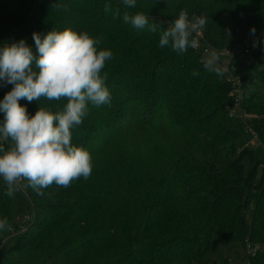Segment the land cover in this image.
<instances>
[{
    "label": "trees",
    "instance_id": "16d2710c",
    "mask_svg": "<svg viewBox=\"0 0 264 264\" xmlns=\"http://www.w3.org/2000/svg\"><path fill=\"white\" fill-rule=\"evenodd\" d=\"M105 3L0 0V44L20 38L31 44L34 31L67 26L87 31L113 53L101 70L110 103L89 105L71 130V142L90 153L89 177L39 193L21 179L29 202L21 227L0 178V218L8 221L0 241L14 236L1 248L0 264H229L208 258L211 241L218 233L232 243L240 216L248 219L247 264H264V162L252 148H264V51L249 55V67H233L238 86L204 68L208 54L200 47L178 53L157 46L183 9L190 19L206 17L203 46L225 50L226 30L243 23L262 31L264 0H137L134 8L107 0V12ZM125 11L145 14L157 31L125 23ZM238 87L256 145L230 114ZM10 88L0 87V98ZM66 102L38 101L53 111ZM19 103L29 114L39 107Z\"/></svg>",
    "mask_w": 264,
    "mask_h": 264
},
{
    "label": "clouds",
    "instance_id": "9594fccd",
    "mask_svg": "<svg viewBox=\"0 0 264 264\" xmlns=\"http://www.w3.org/2000/svg\"><path fill=\"white\" fill-rule=\"evenodd\" d=\"M126 8H134L137 0H120ZM105 11H108L106 0ZM125 23L136 29L155 32L141 12L122 15ZM207 19L203 15L189 18L180 10L171 23L159 34L158 47L183 53L193 46L192 34L203 29ZM255 37V28H250ZM264 47V34L259 41ZM100 41L85 30L71 27L51 28L45 34L32 33V43L25 38L0 44V87L11 85L0 98V178L7 185L5 195L23 179L26 186L37 191L55 184L67 187L77 178L87 179L92 170L89 151L71 142V130L80 125L89 105H107L111 93L101 70L113 53L99 47ZM203 66L219 74L218 54L209 52ZM66 99L61 110L42 107L38 101ZM24 100L39 105L29 114ZM7 142V146H5ZM8 227L7 218H0V231Z\"/></svg>",
    "mask_w": 264,
    "mask_h": 264
},
{
    "label": "rangeland",
    "instance_id": "374dc122",
    "mask_svg": "<svg viewBox=\"0 0 264 264\" xmlns=\"http://www.w3.org/2000/svg\"><path fill=\"white\" fill-rule=\"evenodd\" d=\"M262 12V31L259 30L258 32H255L257 41H259L261 35L264 34V6ZM252 41L253 36L250 35V28H248L243 23L235 32H233L232 30L225 31L223 39L224 49L230 51L233 55H235V61L237 62V64L235 65L236 69H241L243 67L245 68L243 63L244 55L242 54V51L245 47L251 50V54L258 51H264V47H262L259 43H257L256 47H253ZM229 72L234 77H237L236 71L232 69V66L229 67ZM252 148L254 149L256 159L264 162V148L262 146ZM12 195L17 205L15 225L21 227L24 223V220L26 219L25 217L29 214V202L25 196L23 184H17L13 189ZM13 232L16 233V231ZM248 232V219L247 217L240 216L236 221L232 243H230L229 245L224 244L221 240L220 235L218 233H215L211 241V252L209 253L208 258L218 260V257H223L228 260L229 264H247V250L244 240L248 237ZM13 239V235L5 238L3 247L7 249L11 245ZM4 252V249L0 250V255Z\"/></svg>",
    "mask_w": 264,
    "mask_h": 264
},
{
    "label": "built area",
    "instance_id": "2783aa9c",
    "mask_svg": "<svg viewBox=\"0 0 264 264\" xmlns=\"http://www.w3.org/2000/svg\"><path fill=\"white\" fill-rule=\"evenodd\" d=\"M257 39L256 36L253 37V39ZM191 40L193 42V46L194 48H199L203 50L204 53L209 54L210 51L215 50L218 54V58H221V61L219 62L218 66L221 69V72L227 76V78H229L230 80H234L236 82V84L238 86H240V82L238 77H234L232 74H230L229 72V67L232 66L235 67V55H233L230 51L228 50H217V49H212L209 46H203L204 44H202V29H197L191 37ZM242 54L244 55V66L245 67H249L251 65V60L249 59V57H247L248 55L251 54V50L247 47H245L242 51ZM235 69V68H234ZM241 100H242V92L240 90V87H238L236 89L235 92V97H234V101L232 104V108H230V114L236 118L239 119V121H241L244 125H245V130L246 132L251 136L252 140L250 141V145H256V141H255V132L254 130L247 124L249 121V119H251L250 115L247 114L243 109H242V105H241ZM21 182V180L19 181ZM18 182V183H19ZM246 243V242H245ZM4 244V240L0 241V250L3 247ZM246 248L250 249V245L246 244Z\"/></svg>",
    "mask_w": 264,
    "mask_h": 264
}]
</instances>
